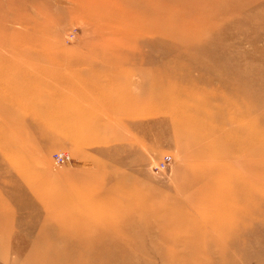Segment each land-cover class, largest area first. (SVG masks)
Instances as JSON below:
<instances>
[{
    "label": "rangeland",
    "instance_id": "1",
    "mask_svg": "<svg viewBox=\"0 0 264 264\" xmlns=\"http://www.w3.org/2000/svg\"><path fill=\"white\" fill-rule=\"evenodd\" d=\"M225 1L0 0V264H264V174L208 148L264 113V0Z\"/></svg>",
    "mask_w": 264,
    "mask_h": 264
},
{
    "label": "bare ground",
    "instance_id": "2",
    "mask_svg": "<svg viewBox=\"0 0 264 264\" xmlns=\"http://www.w3.org/2000/svg\"><path fill=\"white\" fill-rule=\"evenodd\" d=\"M225 2H227V1H225ZM153 14H156V13H153ZM174 18H176V17H174ZM172 24H173V26L168 31H173L174 30V32H176L177 30L181 29V31L183 33L182 36L184 38H179L178 37L177 40L182 41V42L185 39V37L187 39L188 35L194 36V35H197V33L199 32L198 28H196L197 30L195 31L193 28H191L189 26H186V25H183L184 23L181 24V23L173 22ZM185 44H186V42H185ZM53 77L58 78L59 75H58V77L57 76H53ZM223 86L225 88H227L225 84H223ZM237 93H241V92L239 90L230 89V93L224 97L225 99L223 100V106L220 108L221 109L220 113L222 115V119H221L222 127H225L226 123H230V125L231 124L233 125V123L231 122V119H229V118L225 119L224 118V116L226 114H228V112H229V110H231V108L232 109H238V115L239 116L243 115V114L250 115L251 114V110H255L257 112L259 109H261L262 105L260 103H257V105H253V106H249V103H246V104L243 103V104H238V105L237 104H233V102L231 101L232 98H227V97H230L231 95L235 96ZM11 105H12V103H10L9 106H11ZM238 106H240V108H238ZM12 107H14V106H12ZM255 111L252 112V113H255L254 114L255 117H254L253 125L250 127V128H253L252 130L249 129L250 131H248V132L246 131L245 132L244 128H234L232 130H225L224 129V131H222L218 135L217 139L213 142V144H210V146H208V148H209V150H213V151L217 150V147L219 146L218 143H219L221 145V147H218V148H220L222 150V152L225 155L224 156L225 158L231 156V154H233L234 152H238V151L241 152L244 156H247V158H248V156L255 157L256 160L254 159L253 162L250 160V165H252V169L255 170L258 173V175H262V174H264V113H262L261 115L257 116ZM182 113L185 116L186 112L184 111ZM242 118L245 119L247 117H242ZM238 123H239L238 120H235V124L237 126L239 125ZM4 125H5V127L10 128V124H4ZM233 138H236V139L237 138H239V139L246 138V140L242 141L239 144V146H237V145L229 146V142H230V140L233 141L234 140ZM13 141L16 142V139H14ZM251 147H252V149H251ZM251 152H253V153L251 154ZM6 154H8V153H6ZM65 157L68 158V156H66V155H65ZM68 160H69V158H68ZM20 164H21V162H20ZM19 169H20V167H19ZM22 171H23V174L30 173L29 169L27 167H25V166L22 169ZM29 175L32 176L31 173ZM81 253L84 254V252H77L78 255H83ZM70 254H71V252H68L66 250L61 255H70ZM63 260H65L64 262H66V263H62V264H73L72 262L74 261V259H69V258H67V256L64 257ZM86 260H87V262L84 263V264H105L104 263L105 257H101L100 260H99L97 257L92 255V253L89 254V257Z\"/></svg>",
    "mask_w": 264,
    "mask_h": 264
},
{
    "label": "built area",
    "instance_id": "3",
    "mask_svg": "<svg viewBox=\"0 0 264 264\" xmlns=\"http://www.w3.org/2000/svg\"><path fill=\"white\" fill-rule=\"evenodd\" d=\"M54 161L57 162V163H64V162L68 161V158L65 157V155H63V154H55ZM170 163H171L170 157H164V159L159 164H157L154 167V169L157 172H162V171H164V170H166L168 168Z\"/></svg>",
    "mask_w": 264,
    "mask_h": 264
}]
</instances>
